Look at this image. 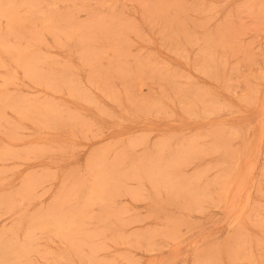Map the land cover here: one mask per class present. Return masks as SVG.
I'll use <instances>...</instances> for the list:
<instances>
[{"label":"rangeland","instance_id":"obj_1","mask_svg":"<svg viewBox=\"0 0 264 264\" xmlns=\"http://www.w3.org/2000/svg\"><path fill=\"white\" fill-rule=\"evenodd\" d=\"M0 264H264V0H0Z\"/></svg>","mask_w":264,"mask_h":264}]
</instances>
